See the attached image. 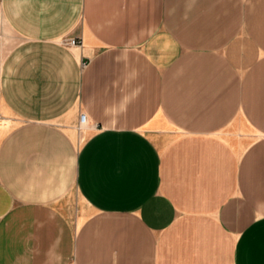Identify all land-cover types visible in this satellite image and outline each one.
Listing matches in <instances>:
<instances>
[{
  "label": "crops",
  "instance_id": "1",
  "mask_svg": "<svg viewBox=\"0 0 264 264\" xmlns=\"http://www.w3.org/2000/svg\"><path fill=\"white\" fill-rule=\"evenodd\" d=\"M0 264H264V0H0Z\"/></svg>",
  "mask_w": 264,
  "mask_h": 264
},
{
  "label": "built area",
  "instance_id": "2",
  "mask_svg": "<svg viewBox=\"0 0 264 264\" xmlns=\"http://www.w3.org/2000/svg\"><path fill=\"white\" fill-rule=\"evenodd\" d=\"M68 42H69L70 44H79V43H80V41H78V40L75 39V38H71V39H69ZM83 65H85V64H83ZM87 122H88V117H87V115H86L85 113H82V114H81V125H86Z\"/></svg>",
  "mask_w": 264,
  "mask_h": 264
}]
</instances>
